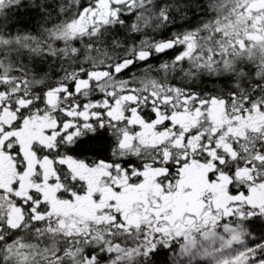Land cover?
I'll return each mask as SVG.
<instances>
[{
    "label": "snow or ice",
    "instance_id": "6c2138e0",
    "mask_svg": "<svg viewBox=\"0 0 264 264\" xmlns=\"http://www.w3.org/2000/svg\"><path fill=\"white\" fill-rule=\"evenodd\" d=\"M0 264H264V0H0Z\"/></svg>",
    "mask_w": 264,
    "mask_h": 264
}]
</instances>
